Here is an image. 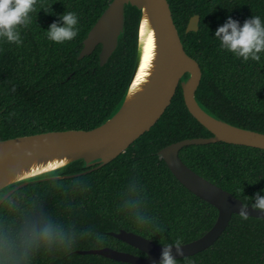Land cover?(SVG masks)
Returning <instances> with one entry per match:
<instances>
[{
  "label": "trees",
  "instance_id": "1",
  "mask_svg": "<svg viewBox=\"0 0 264 264\" xmlns=\"http://www.w3.org/2000/svg\"><path fill=\"white\" fill-rule=\"evenodd\" d=\"M111 1L36 0L31 23L20 28L23 43L0 39V140L94 128L118 108L135 69L141 10L126 6L124 32L104 66L101 44L78 58ZM168 1L184 49L201 66L199 102L229 123L264 132V55L244 61L221 49L213 36L229 15L241 23L252 15L264 19V0ZM51 7L78 14L79 32L72 41L47 38L46 29L59 19L43 10ZM194 14L200 15L199 29L186 32ZM210 135L188 110L179 85L159 120L112 161L88 173L29 182L6 198L0 206V244L6 239L16 246L18 264H131L77 250L111 246L145 256L111 233L121 229L159 244L199 238L214 225L218 209L187 188L158 152L181 139ZM180 156L245 204L264 189L263 148L217 141L186 145ZM88 168L77 160L51 175ZM11 187L0 190V197ZM49 222L59 235L48 243L24 244L28 229ZM178 264H264V217L234 213L213 245L178 258Z\"/></svg>",
  "mask_w": 264,
  "mask_h": 264
},
{
  "label": "water",
  "instance_id": "2",
  "mask_svg": "<svg viewBox=\"0 0 264 264\" xmlns=\"http://www.w3.org/2000/svg\"><path fill=\"white\" fill-rule=\"evenodd\" d=\"M127 5L136 6L142 12L139 32L146 13L156 31L159 61L149 85L136 100L128 101L138 69L140 53L138 33V49L133 76L121 104L107 120L90 129L51 130L0 140V190L13 186L0 197V206L13 192L29 182L88 173L112 161L137 138L151 129L171 104L177 87L181 85L188 110L212 135L181 139L164 146L158 153L187 188L218 209V217L206 233L195 240L180 243L182 256L177 254L175 247L172 248L173 255L181 258L196 254L213 245L229 225L233 214L241 211L243 204L247 207L248 215L264 217V211L252 208L251 204H245L230 191L193 170L181 158V149L190 144L217 141L264 149V132L229 123L213 115L199 102L196 90L202 78L201 66L184 49L168 0H112L83 40V47L78 58L92 54L101 44L100 65L104 66L108 62L117 49L124 32ZM199 21V14L191 16L186 32L197 31ZM52 155L65 156L69 161L55 168L5 184L7 174L20 165L33 158ZM77 160H84L89 168L79 173L51 175L53 171ZM111 233L141 249L146 255L119 250L111 246L77 250V252L100 254L131 264H154V262L157 264L160 260L163 244L126 229Z\"/></svg>",
  "mask_w": 264,
  "mask_h": 264
},
{
  "label": "clouds",
  "instance_id": "3",
  "mask_svg": "<svg viewBox=\"0 0 264 264\" xmlns=\"http://www.w3.org/2000/svg\"><path fill=\"white\" fill-rule=\"evenodd\" d=\"M35 10L36 0H0V39L17 45L22 44L20 28L27 27L31 23V13ZM43 10L59 17L46 29L50 41L63 43L72 41L78 35L79 16L76 12L66 10L63 13H55L52 7L51 10ZM213 36L219 42L221 49L231 52L244 61H260L261 56L264 55V19L259 15H252L243 23L229 15L217 26ZM251 207L264 211V189L257 191L252 197ZM246 209L243 204L239 212L244 219H247L248 215ZM156 231L160 232L159 226ZM59 234L60 230L56 226L50 222L44 223L28 229L23 242L26 246L33 242L48 243ZM173 247L176 248L178 255H183L179 242L163 244L158 264H178V258L172 253ZM16 255V246L5 239L0 244V264H18Z\"/></svg>",
  "mask_w": 264,
  "mask_h": 264
},
{
  "label": "bare ground",
  "instance_id": "4",
  "mask_svg": "<svg viewBox=\"0 0 264 264\" xmlns=\"http://www.w3.org/2000/svg\"><path fill=\"white\" fill-rule=\"evenodd\" d=\"M139 38L140 53L138 69L128 96V101L136 100L138 95L145 91L157 69L156 67L159 61L158 39L156 31L148 18L147 13L140 26ZM67 161L69 160L65 156L59 155L33 158L14 169L13 172L8 173L5 178V184L55 168Z\"/></svg>",
  "mask_w": 264,
  "mask_h": 264
}]
</instances>
